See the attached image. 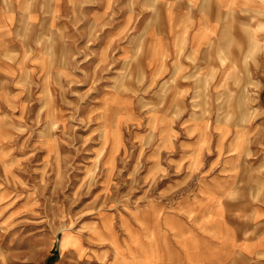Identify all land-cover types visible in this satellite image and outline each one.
<instances>
[{
	"label": "rangeland",
	"instance_id": "obj_1",
	"mask_svg": "<svg viewBox=\"0 0 264 264\" xmlns=\"http://www.w3.org/2000/svg\"><path fill=\"white\" fill-rule=\"evenodd\" d=\"M146 1L118 6L141 18L133 59L101 53L116 6L101 27L99 3L77 7L70 59L61 45L39 72L26 54L0 56V264H182L148 237L182 183L228 175L237 218L264 205V42L196 65L194 84L149 83L143 34L159 9Z\"/></svg>",
	"mask_w": 264,
	"mask_h": 264
},
{
	"label": "crops",
	"instance_id": "obj_2",
	"mask_svg": "<svg viewBox=\"0 0 264 264\" xmlns=\"http://www.w3.org/2000/svg\"><path fill=\"white\" fill-rule=\"evenodd\" d=\"M153 2L159 9V18L149 21L143 34V60L149 83L170 80L173 85L194 84L195 81L185 79L195 77L192 70L196 65L213 69L211 61L220 59L221 53L228 56L236 45H263L264 0ZM94 3L100 5L101 27L111 17L108 5L116 6L115 23L111 28L106 24L102 34L101 53L116 50L117 61L122 62L125 56L133 59L136 39L141 34V18L139 11L129 16L118 6H139L148 3L146 0H0V56L26 54L23 59L38 63L39 72L49 53L53 62L57 60L56 51L61 45L63 50L67 48L70 59L76 52L77 7ZM129 28L132 44L123 41ZM183 160H175L176 166ZM187 177L194 179L197 175L185 174L181 182L188 181ZM218 181L220 188L207 187L211 183L183 188L182 183L178 189L180 200L163 218L150 212L153 221L149 225V240L155 243L157 237L165 249L181 255L186 261L182 264H263L262 201L240 207L243 216L237 218V207L223 199L230 192L229 176L218 177ZM133 226L138 233L139 227Z\"/></svg>",
	"mask_w": 264,
	"mask_h": 264
},
{
	"label": "bare ground",
	"instance_id": "obj_3",
	"mask_svg": "<svg viewBox=\"0 0 264 264\" xmlns=\"http://www.w3.org/2000/svg\"><path fill=\"white\" fill-rule=\"evenodd\" d=\"M243 101H244V100H243ZM246 104H247V103H246ZM238 107H239V106H238ZM240 107H241V106H240ZM76 241H77V243H78V242H79V239H77Z\"/></svg>",
	"mask_w": 264,
	"mask_h": 264
},
{
	"label": "trees",
	"instance_id": "obj_4",
	"mask_svg": "<svg viewBox=\"0 0 264 264\" xmlns=\"http://www.w3.org/2000/svg\"><path fill=\"white\" fill-rule=\"evenodd\" d=\"M52 261V260H51ZM49 264H50V262H49Z\"/></svg>",
	"mask_w": 264,
	"mask_h": 264
}]
</instances>
